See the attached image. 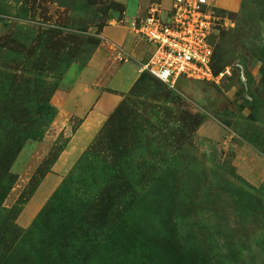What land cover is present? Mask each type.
<instances>
[{
	"label": "rangeland",
	"instance_id": "1",
	"mask_svg": "<svg viewBox=\"0 0 264 264\" xmlns=\"http://www.w3.org/2000/svg\"><path fill=\"white\" fill-rule=\"evenodd\" d=\"M117 1L0 0V264H264V0H206L172 85L131 27L172 0Z\"/></svg>",
	"mask_w": 264,
	"mask_h": 264
},
{
	"label": "built area",
	"instance_id": "2",
	"mask_svg": "<svg viewBox=\"0 0 264 264\" xmlns=\"http://www.w3.org/2000/svg\"><path fill=\"white\" fill-rule=\"evenodd\" d=\"M206 0H172L169 10L151 8L131 22L132 29L151 46L139 72L172 85L180 76H212V46L208 40Z\"/></svg>",
	"mask_w": 264,
	"mask_h": 264
},
{
	"label": "crops",
	"instance_id": "3",
	"mask_svg": "<svg viewBox=\"0 0 264 264\" xmlns=\"http://www.w3.org/2000/svg\"><path fill=\"white\" fill-rule=\"evenodd\" d=\"M115 1H117V0H115ZM118 3H122V4L125 5V3H123L122 1H120ZM106 27H104V30L106 29ZM104 30H102V32H101L102 38L103 37L105 38V36L103 34ZM118 44L122 45V41H120V43H118ZM94 58H95V56L89 62V67H91L92 65H98L100 63V61H102V57H98L95 60H94ZM89 71H87L85 76H87L88 74L91 73V71L90 72ZM85 76H84V78H85ZM98 76L99 75H96L94 77L95 78L94 81H92V82H90L88 84H87V80L84 79V81H82V83L80 81L75 82L68 88L67 94L69 93L70 95H75V97H76V103H75L76 104V108H84L86 103L90 100V98L92 97V93L88 92V88L92 86V83H94L95 81H97L99 79ZM107 84H108V81H106L104 83V85L109 87V88H113V87L108 86ZM113 98H114L113 96H106L105 94L102 93L97 98V101L95 102V104H93L91 110L87 114L86 121H89L90 123L92 122V125L94 123H96L102 117V114L104 113V111H106V108L108 109V107L110 105H112L111 102H112ZM67 99H68V97H67ZM84 129L86 130V132L84 133V135L83 134L82 135L84 136V139H87L88 138L87 128H84Z\"/></svg>",
	"mask_w": 264,
	"mask_h": 264
},
{
	"label": "trees",
	"instance_id": "4",
	"mask_svg": "<svg viewBox=\"0 0 264 264\" xmlns=\"http://www.w3.org/2000/svg\"><path fill=\"white\" fill-rule=\"evenodd\" d=\"M115 3H117V2H115ZM119 4V3H118ZM213 56H214V52H212V61H211V67H212V69H213ZM149 74V73H148ZM149 75H151V74H149ZM152 76V75H151ZM154 77V76H153ZM155 78V77H154ZM155 79H157V78H155ZM158 80V79H157ZM159 81V80H158ZM161 82V81H160ZM163 83V82H162Z\"/></svg>",
	"mask_w": 264,
	"mask_h": 264
}]
</instances>
